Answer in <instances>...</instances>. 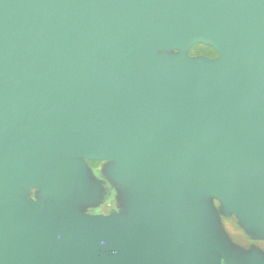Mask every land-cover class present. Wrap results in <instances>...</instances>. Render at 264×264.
<instances>
[{"label": "water", "instance_id": "1", "mask_svg": "<svg viewBox=\"0 0 264 264\" xmlns=\"http://www.w3.org/2000/svg\"><path fill=\"white\" fill-rule=\"evenodd\" d=\"M85 160L127 213L76 209ZM210 197L264 238V0H0V264H264Z\"/></svg>", "mask_w": 264, "mask_h": 264}, {"label": "rangeland", "instance_id": "2", "mask_svg": "<svg viewBox=\"0 0 264 264\" xmlns=\"http://www.w3.org/2000/svg\"><path fill=\"white\" fill-rule=\"evenodd\" d=\"M186 54L189 57L216 58L217 52L210 46L195 44ZM84 184L92 189V185L101 189V195L95 200L77 201L76 209L85 215L108 216L114 213H127L128 193L123 183L112 172L111 164L107 161H84ZM26 201H47L41 185L25 189ZM220 238L226 247L233 252L238 260L257 253L264 257V238L258 237L246 228L244 223L233 213L228 212L223 203L215 198L208 199Z\"/></svg>", "mask_w": 264, "mask_h": 264}]
</instances>
